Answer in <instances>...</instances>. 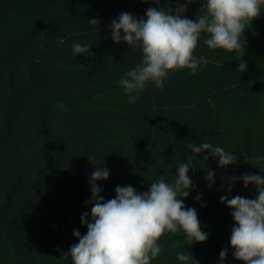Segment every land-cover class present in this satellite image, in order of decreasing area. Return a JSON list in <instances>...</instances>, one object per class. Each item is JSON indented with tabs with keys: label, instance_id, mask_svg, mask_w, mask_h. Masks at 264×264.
Here are the masks:
<instances>
[{
	"label": "trees",
	"instance_id": "obj_1",
	"mask_svg": "<svg viewBox=\"0 0 264 264\" xmlns=\"http://www.w3.org/2000/svg\"><path fill=\"white\" fill-rule=\"evenodd\" d=\"M165 6L166 0H0V264H72L62 256L78 243L74 231L87 232L80 218L87 212L91 222L92 205L85 202L98 167L109 170L107 180L96 182L107 201L117 186L142 193L160 176L172 182L178 163L190 156L197 167L189 170L195 187L184 204L197 210L208 239L189 246L183 233L166 234L151 264H180L177 253L186 250L199 264H220L225 248L223 264L240 262L230 245L232 210L220 197L255 198L254 185L245 188L231 178L264 176V160L253 159L264 156V8L244 33L246 71H237L238 53L209 49L202 36L194 55L207 58V65L195 75L187 69L170 73L163 91L148 82L129 103L119 81L141 62L142 52L114 43L109 25L122 12L141 18L148 8ZM200 7L194 2L184 15L195 19ZM93 18L98 25L88 23ZM20 38L24 45L37 39L38 48L22 54ZM77 42L90 44L92 54L74 55ZM16 65L27 71L20 87L12 72ZM32 103L36 124L24 135L16 128ZM203 142L238 155V165L222 168L218 158L203 160L208 153L194 156L188 145ZM36 151L46 162L35 165ZM63 154L62 187L49 200ZM208 170L215 173L211 188L204 179ZM39 206L37 222L32 211Z\"/></svg>",
	"mask_w": 264,
	"mask_h": 264
},
{
	"label": "clouds",
	"instance_id": "obj_2",
	"mask_svg": "<svg viewBox=\"0 0 264 264\" xmlns=\"http://www.w3.org/2000/svg\"><path fill=\"white\" fill-rule=\"evenodd\" d=\"M144 2L159 5L161 0ZM194 2H199L201 7L196 18L189 19L184 13ZM173 3L177 5L175 8ZM262 8L264 0H166L165 7L148 8L145 17L120 13L109 25L111 39L142 52L141 62L119 81L129 103H135L148 82L163 91L170 73L187 69L195 75L201 64L207 65V58L194 55L202 36L209 49L238 53L237 71H246L247 65L242 60L246 48L244 33L261 16ZM88 23L98 25L99 21L93 18L88 19ZM90 48V44L77 42L72 45V52L76 56H89ZM188 148L194 156L208 153L203 155V160L218 158L222 168L238 165V155L212 143L189 144ZM253 159L261 161L264 156ZM88 160L95 164L94 157ZM192 160L190 156L187 162L178 163L172 182L160 176L142 193L131 185L117 186L114 198L107 201L100 195L101 188L96 182L107 180L109 170L98 167L91 174V200L85 202L92 205L91 222L87 212L80 218L87 232L81 235L78 230L74 231L78 243L71 245L62 257L65 260L70 257L72 264H151L161 254L159 241L166 234L183 233L189 246L206 242L208 234L201 230L197 210L184 204L195 187L189 176V170L197 168ZM214 176L215 173L208 170L204 177L209 188L215 183ZM236 181H242L245 188L254 185L257 195L252 199L239 195L220 197V202L232 210L235 221L230 236L232 255L241 264H264V176L234 175L231 182ZM231 190L230 184L228 192ZM195 199L199 202L202 197L198 194ZM219 255L223 264L228 248ZM176 258L180 264H199L187 250L178 252Z\"/></svg>",
	"mask_w": 264,
	"mask_h": 264
},
{
	"label": "rangeland",
	"instance_id": "obj_3",
	"mask_svg": "<svg viewBox=\"0 0 264 264\" xmlns=\"http://www.w3.org/2000/svg\"><path fill=\"white\" fill-rule=\"evenodd\" d=\"M19 43L16 44V47L21 48V46H26L24 48V50L22 49L23 50L22 54H26L29 50H36L38 48V45H39V41L37 39H32L28 43H25L26 45H24L23 39L20 38ZM11 56L14 59H16L17 54L14 51H11ZM23 67H24V65L23 66L16 65L13 68L14 71H12V72H15L14 76H15L16 84L19 87L24 84L25 78L27 75V71ZM36 105H37L36 103L29 104L27 106V108L24 110V113L20 118L21 119L20 120L21 126H18L16 129L19 132H22V134H24V135H26V133L29 132V129L34 127L36 124V115H35ZM26 128H29V129L26 130ZM19 135H20V133H19ZM39 154H40L39 151L31 153V155H34L33 161H35V165H37L36 162H42L45 159L44 157H42V155H39ZM64 155L65 154L62 155L63 158L60 157L61 159H60V163H59V167H58V170H59L58 179H57L58 181H57V183L54 184L55 187H53L51 189L50 193L46 194V195H50L49 200H51L52 197L56 196L58 194V192H60V189L62 187V179H63V176L65 174L64 171H66V169H67V165L65 164L67 159H66V156H64ZM44 162H46V160ZM149 187L147 189L145 187V191H147L149 189ZM47 206H48V204L46 203L45 206L42 207L44 211H46ZM32 215L35 218L34 221L39 222L38 220H40L41 216L43 215V211H42L41 207L39 206V208L37 209V212H36V209H34L32 211ZM237 264H241V262H239Z\"/></svg>",
	"mask_w": 264,
	"mask_h": 264
}]
</instances>
